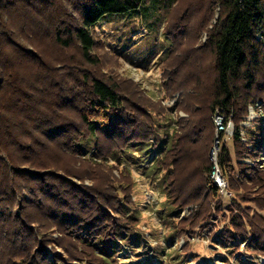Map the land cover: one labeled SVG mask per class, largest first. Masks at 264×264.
I'll return each instance as SVG.
<instances>
[{
	"label": "trees",
	"instance_id": "trees-1",
	"mask_svg": "<svg viewBox=\"0 0 264 264\" xmlns=\"http://www.w3.org/2000/svg\"><path fill=\"white\" fill-rule=\"evenodd\" d=\"M217 2L221 19L209 36L216 70L211 109L224 114V127L235 122L238 159L248 156L242 158L238 152L243 117L257 104L262 116L263 137L254 142L251 159L247 157L252 164L239 162L235 168L227 145L219 157L239 208L220 235L221 248L229 254L224 264H234L232 259L239 262L244 253L256 260L264 257V214L251 215V206L241 210L245 203L264 212V166L260 164L264 157V0ZM159 3L0 0V264L119 263L116 250L131 246L129 235L139 223L132 212L138 209L132 198L133 172L122 159L141 145L162 152L157 169L151 171L158 181L155 189L172 207L168 217L172 237L195 235L215 219L209 205L179 220L186 207L177 192L180 139L175 146L160 149L157 122L145 118L146 108L131 101L119 82L85 66L100 65L93 51L104 42L95 35L96 24L107 16L135 17ZM164 35L171 43L162 87L170 98L177 76L167 64L178 43L170 33ZM72 47L80 52L79 65L63 64L51 55L54 49ZM218 133L222 142L224 129ZM115 169L122 177L118 182L110 178ZM212 183L208 189L215 192L220 212L221 190ZM248 185L258 190L249 191ZM52 233L58 238H51ZM49 244L54 246L52 259L46 249ZM189 246L181 252L188 254ZM109 252L114 253L112 258ZM181 252H177L178 264L186 260Z\"/></svg>",
	"mask_w": 264,
	"mask_h": 264
},
{
	"label": "rangeland",
	"instance_id": "rangeland-1",
	"mask_svg": "<svg viewBox=\"0 0 264 264\" xmlns=\"http://www.w3.org/2000/svg\"><path fill=\"white\" fill-rule=\"evenodd\" d=\"M221 14L217 0H160L157 8L140 11L135 17L107 16L94 26L97 39L104 42L93 51L100 65L85 66L119 82L125 93L132 97L131 101L139 102L146 108L145 118L151 116L157 122L160 149L175 146L177 139L181 141L177 192L186 207L179 220L191 216L199 208L205 211L209 205L211 214L216 215L211 224L202 231L198 230L195 235L172 237V230L168 228L172 207L168 198L155 189L158 181L154 180L151 171L156 168L162 152L153 150L151 145L131 148L123 155L122 161L130 164L133 172L132 198L138 209L132 212L139 216V223L129 235L131 246L121 245L116 250L119 263L115 264H178L181 260L178 253L187 243L190 244V252H181V256L186 257L182 264H224V259L229 256L221 248L220 235L229 226L231 214L237 213L239 208L236 204L237 194L232 193L230 180L219 164L222 146L229 147L235 168L239 162L252 164L249 158L254 142L262 138L263 133L259 130L262 116L258 110L260 104H257L255 109L250 107L248 115L242 119L238 152L242 158L248 156L238 159L234 140L235 122L229 121L225 127L217 125L218 120L224 124V114L211 109L216 70L209 36L219 26ZM75 17L79 18L77 14ZM165 32L175 37L178 43L177 52L167 64L175 69L177 76L170 98L165 97L166 91L162 87L164 60L171 43ZM51 52L55 58H61L63 64L81 63V55L76 47L67 50L57 48ZM130 106L133 104L130 103ZM221 128L225 132L222 142L218 133ZM93 145L92 141L88 147L92 148ZM260 164L264 166V157ZM207 168H210V174ZM110 178L118 182L122 178L120 171L115 169ZM209 182L220 190L219 182H225L226 187L220 191L219 199L225 203L222 202L223 209L225 205L229 208L218 212L216 195L208 189ZM84 184L90 185V182L85 181ZM245 187L252 191L254 186ZM248 206L252 207L251 215L254 211L264 214L253 204L243 203L241 210ZM197 228L200 229L201 225ZM169 232L170 240H167ZM57 236L56 233L50 234L54 239ZM245 244L246 241L241 242V246ZM46 249L52 259L54 246L49 244ZM57 252L62 254L59 248ZM109 254L110 258L114 256L113 252ZM241 258L239 262L238 259L232 260L234 264H264V257L256 260L244 253Z\"/></svg>",
	"mask_w": 264,
	"mask_h": 264
},
{
	"label": "built area",
	"instance_id": "built-area-1",
	"mask_svg": "<svg viewBox=\"0 0 264 264\" xmlns=\"http://www.w3.org/2000/svg\"><path fill=\"white\" fill-rule=\"evenodd\" d=\"M219 115H220V114H219ZM217 123H218L217 125L223 127V124H222L221 120H218ZM221 129H222V128H221ZM221 129H220V130H221ZM219 186L222 187L221 190L224 191V189H225V187H226V184H225V182H222V184H221V182H219Z\"/></svg>",
	"mask_w": 264,
	"mask_h": 264
}]
</instances>
